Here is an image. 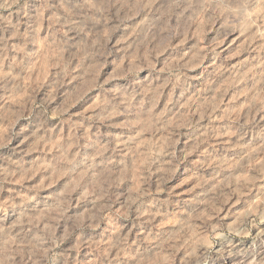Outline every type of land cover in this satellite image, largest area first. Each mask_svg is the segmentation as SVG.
<instances>
[{
	"label": "rangeland",
	"instance_id": "obj_1",
	"mask_svg": "<svg viewBox=\"0 0 264 264\" xmlns=\"http://www.w3.org/2000/svg\"><path fill=\"white\" fill-rule=\"evenodd\" d=\"M0 264H264V0H0Z\"/></svg>",
	"mask_w": 264,
	"mask_h": 264
}]
</instances>
